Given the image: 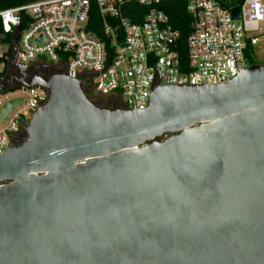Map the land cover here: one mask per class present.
<instances>
[{
	"label": "water",
	"instance_id": "1",
	"mask_svg": "<svg viewBox=\"0 0 264 264\" xmlns=\"http://www.w3.org/2000/svg\"><path fill=\"white\" fill-rule=\"evenodd\" d=\"M17 36L48 98L0 154V264H264V63L133 110L17 64Z\"/></svg>",
	"mask_w": 264,
	"mask_h": 264
},
{
	"label": "built area",
	"instance_id": "2",
	"mask_svg": "<svg viewBox=\"0 0 264 264\" xmlns=\"http://www.w3.org/2000/svg\"><path fill=\"white\" fill-rule=\"evenodd\" d=\"M164 1L36 0L1 9L0 24L9 47L18 32L17 64L65 68L83 90L126 109L146 108L156 87L224 84L240 69L264 63L258 61L264 56V0H185L190 31L184 58ZM94 10L99 26H91ZM10 56L0 63V83L12 71ZM47 98L40 86L0 89V112L21 99L0 118V154L25 138V126Z\"/></svg>",
	"mask_w": 264,
	"mask_h": 264
},
{
	"label": "trees",
	"instance_id": "3",
	"mask_svg": "<svg viewBox=\"0 0 264 264\" xmlns=\"http://www.w3.org/2000/svg\"><path fill=\"white\" fill-rule=\"evenodd\" d=\"M36 0H0V10L16 5H21V4H27L34 2ZM162 9L163 11L167 14L169 18L170 24L179 30L180 32V40H179V50L181 53V57H185V40L187 35L189 34L190 31V17L185 11V0H165L162 3ZM91 26L93 23V26H99L100 23V17L97 14V12L94 10L93 14H91ZM0 39L8 43L9 42V37L8 36H3L2 35V29H1V24H0ZM11 52L8 50L6 53H4L0 57V63L5 61V57L10 56ZM58 72L55 69H50L47 72V76H50L53 73ZM85 94L92 100V98L89 96L90 91L89 90H84Z\"/></svg>",
	"mask_w": 264,
	"mask_h": 264
},
{
	"label": "flooded vegetation",
	"instance_id": "4",
	"mask_svg": "<svg viewBox=\"0 0 264 264\" xmlns=\"http://www.w3.org/2000/svg\"><path fill=\"white\" fill-rule=\"evenodd\" d=\"M34 70L33 68H30V69H27L25 71V79L28 80V78L30 76H32L34 74ZM50 69H43V70H38L37 74L41 77H48L47 76V72L49 71ZM21 76V73L19 71V69L17 67H14L12 68V71L11 73L8 75V77L5 79V82L3 83H0V89H3V88H6V87H9V86H15L18 84V78ZM101 103L103 105H106L108 107H117L118 104H117V101L115 100H112L110 98H101ZM23 140H19L17 142L18 143H21Z\"/></svg>",
	"mask_w": 264,
	"mask_h": 264
},
{
	"label": "rangeland",
	"instance_id": "5",
	"mask_svg": "<svg viewBox=\"0 0 264 264\" xmlns=\"http://www.w3.org/2000/svg\"><path fill=\"white\" fill-rule=\"evenodd\" d=\"M8 50H10V47H9V44L8 43H5V42H3L1 39H0V57L4 54V53H6ZM6 58V57H5ZM7 58H9V56H7ZM4 60H6V59H4ZM264 60V56H259L258 57V61L259 62H262ZM49 64H52L51 62H48ZM91 98H92V101H94L95 103H98V104H101L102 105V103H101V98L102 97H99V96H95V95H93L92 93H90V95H89Z\"/></svg>",
	"mask_w": 264,
	"mask_h": 264
}]
</instances>
